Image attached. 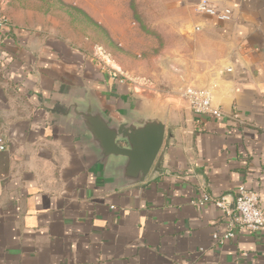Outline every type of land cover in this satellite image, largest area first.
I'll return each mask as SVG.
<instances>
[{
    "label": "crops",
    "instance_id": "0c3cea01",
    "mask_svg": "<svg viewBox=\"0 0 264 264\" xmlns=\"http://www.w3.org/2000/svg\"><path fill=\"white\" fill-rule=\"evenodd\" d=\"M198 1L154 0L134 19L123 0H60L62 17L5 7L0 264H264V228L231 229L196 204L241 186L264 201V0H208L227 21L197 14ZM187 87L227 117L193 114ZM88 110L165 122L142 184L123 186L121 160L99 158Z\"/></svg>",
    "mask_w": 264,
    "mask_h": 264
},
{
    "label": "water",
    "instance_id": "95a60500",
    "mask_svg": "<svg viewBox=\"0 0 264 264\" xmlns=\"http://www.w3.org/2000/svg\"><path fill=\"white\" fill-rule=\"evenodd\" d=\"M101 160L120 159L118 181L125 187L142 184L162 147L165 122L155 115L120 125L109 123L97 112L78 113Z\"/></svg>",
    "mask_w": 264,
    "mask_h": 264
},
{
    "label": "built area",
    "instance_id": "2783aa9c",
    "mask_svg": "<svg viewBox=\"0 0 264 264\" xmlns=\"http://www.w3.org/2000/svg\"><path fill=\"white\" fill-rule=\"evenodd\" d=\"M195 12L208 15L219 21H227L231 17L229 9L218 12L208 6V0H199L195 5ZM10 26L9 19L0 14V32L8 31ZM181 98L187 103L193 114L212 115L217 118L227 117L221 110L212 105L211 95L207 90L187 87L181 92ZM233 118L235 119L236 116L234 115ZM4 150L5 146L0 138V151ZM207 202L213 203L216 208L229 218L231 229L237 228L241 232L258 233L264 228V201H261L256 193L245 189L243 186L238 188L232 201L227 196L214 199L204 195L196 204L203 206ZM232 237L233 231L228 230L222 237L215 234L213 239L222 243Z\"/></svg>",
    "mask_w": 264,
    "mask_h": 264
},
{
    "label": "rangeland",
    "instance_id": "374dc122",
    "mask_svg": "<svg viewBox=\"0 0 264 264\" xmlns=\"http://www.w3.org/2000/svg\"><path fill=\"white\" fill-rule=\"evenodd\" d=\"M74 1H78V3L83 6H85V3H86V0H74ZM137 1L141 3V5L137 4ZM153 1L154 0H123V2L126 3V7H127L126 8L127 17L134 19L135 17H138L141 11H144V12L149 11L150 4ZM134 4H136L135 10H134V7H135ZM23 5H25L26 7H30V5H32L36 9L39 7L43 8L44 10H47L50 13H54V15L57 17H62L63 16L62 14L64 13V11H66L64 8L65 5L61 3L60 0H0V14L5 16L8 19V17L5 14V7H8V6L9 7H21ZM79 21L81 22L80 18H79ZM82 21L84 20L82 19ZM80 22L78 23L81 24L82 22L81 23Z\"/></svg>",
    "mask_w": 264,
    "mask_h": 264
}]
</instances>
